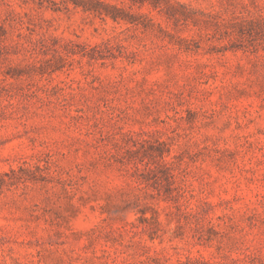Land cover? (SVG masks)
I'll list each match as a JSON object with an SVG mask.
<instances>
[{"label": "rangeland", "instance_id": "rangeland-1", "mask_svg": "<svg viewBox=\"0 0 264 264\" xmlns=\"http://www.w3.org/2000/svg\"><path fill=\"white\" fill-rule=\"evenodd\" d=\"M0 264H264V0H0Z\"/></svg>", "mask_w": 264, "mask_h": 264}]
</instances>
